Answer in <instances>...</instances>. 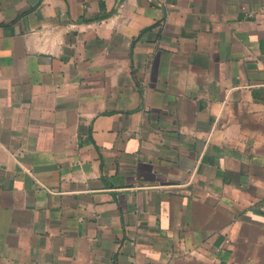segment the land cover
Segmentation results:
<instances>
[{
  "label": "crops",
  "instance_id": "crops-1",
  "mask_svg": "<svg viewBox=\"0 0 264 264\" xmlns=\"http://www.w3.org/2000/svg\"><path fill=\"white\" fill-rule=\"evenodd\" d=\"M0 264H264V0H0Z\"/></svg>",
  "mask_w": 264,
  "mask_h": 264
}]
</instances>
